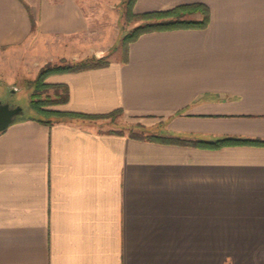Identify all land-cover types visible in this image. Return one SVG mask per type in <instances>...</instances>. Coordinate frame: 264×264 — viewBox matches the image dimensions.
<instances>
[{
    "label": "crops",
    "instance_id": "crops-1",
    "mask_svg": "<svg viewBox=\"0 0 264 264\" xmlns=\"http://www.w3.org/2000/svg\"><path fill=\"white\" fill-rule=\"evenodd\" d=\"M122 1L0 0L9 77L109 53L47 78L68 87L50 109L99 117L0 131V264H264V145H201L264 140V0H136L135 13L204 3L209 23L143 33L114 57Z\"/></svg>",
    "mask_w": 264,
    "mask_h": 264
},
{
    "label": "trees",
    "instance_id": "trees-1",
    "mask_svg": "<svg viewBox=\"0 0 264 264\" xmlns=\"http://www.w3.org/2000/svg\"><path fill=\"white\" fill-rule=\"evenodd\" d=\"M136 0H123V11L129 15L134 20H141L142 22L131 30L127 31L119 41V44L115 47H121L124 51L127 50V46L130 42L136 40L141 34L156 30H172V29H190V28H205L210 19L209 8L204 3H190V4H181L175 7L164 9V10H152L141 13H135L133 11V6ZM200 11L203 14L201 19H188L184 17V14L188 12H197ZM111 52V51H110ZM108 54L106 53L102 57H96L93 55L89 58H84L78 61H66L62 60L58 63H46L37 73L35 77L34 83L37 87H35V91L32 93V98L30 101L32 113L26 117L37 118L40 121L44 122H52V116L61 118H75V119H91L97 118L99 116L87 115L83 113H77L73 111H61L55 109H47L44 106L47 104H55V103H64L68 99V87L63 84L62 94H58V99L49 100L47 98L38 97V92L41 91L39 87H45L44 83L45 78L50 74L55 73H64V72H74L80 71L95 67L105 66L109 63ZM120 111H114L106 115H102L101 117L112 116L113 114H117ZM141 138L149 139V140H166L167 138H162L158 135L148 134L143 135ZM168 140V139H167ZM174 141V140H170ZM176 143L180 144H191L186 140L176 138ZM225 144H260L264 145V140L260 139H244V138H233L226 137L213 141H203L201 143L202 146L208 148H217L223 146ZM200 145V144H198ZM200 145V146H201Z\"/></svg>",
    "mask_w": 264,
    "mask_h": 264
},
{
    "label": "rangeland",
    "instance_id": "rangeland-1",
    "mask_svg": "<svg viewBox=\"0 0 264 264\" xmlns=\"http://www.w3.org/2000/svg\"><path fill=\"white\" fill-rule=\"evenodd\" d=\"M164 10V9H163ZM201 13L200 11L197 12H188L187 14H184V17L188 19H197L196 14ZM123 26H129V30H131L136 25L140 24L141 20H134L125 11H123ZM203 17V14H202ZM201 17V18H202ZM120 49V50H119ZM118 51L113 54L114 57L119 54V51H122V48L119 47ZM62 61V60H61ZM60 62V61H58ZM58 62H51V63H58ZM74 62V61H73ZM20 68V69H19ZM22 68V69H21ZM41 69V68H40ZM39 69V70H40ZM56 74V73H55ZM52 75V74H50ZM48 75V76H50ZM45 78L44 83L46 84L45 87H39L41 89L40 92H38V97L44 99L47 98L48 101L58 99V94L63 93V88L61 83H52L48 82L47 78ZM31 75L28 74V72L23 68L18 66L16 71H13L11 73L10 77L7 73V71H1L0 72V100L2 101H8L12 105H18L21 106L23 109V113L19 117L28 116L32 113L31 108V98L32 93L35 91L36 84L34 83V80H31ZM11 82V83H10ZM9 86H12L10 88ZM60 103L55 104H47L44 107L47 109H50L54 106L59 105ZM116 118V117H114ZM116 122H120L121 127L123 128L120 130L121 132L127 131V132H134L140 133V135H148L150 134L151 128L147 125H141L134 122H127L123 121L121 122L117 118L115 119Z\"/></svg>",
    "mask_w": 264,
    "mask_h": 264
},
{
    "label": "water",
    "instance_id": "water-1",
    "mask_svg": "<svg viewBox=\"0 0 264 264\" xmlns=\"http://www.w3.org/2000/svg\"><path fill=\"white\" fill-rule=\"evenodd\" d=\"M105 54H96L95 56L102 57ZM22 113L23 109L21 106L12 105L8 101H0V131L16 121Z\"/></svg>",
    "mask_w": 264,
    "mask_h": 264
}]
</instances>
